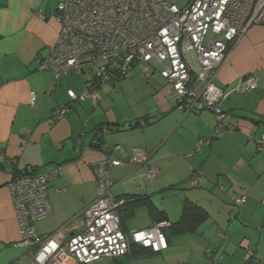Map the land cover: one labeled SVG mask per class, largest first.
I'll return each mask as SVG.
<instances>
[{
  "label": "crops",
  "instance_id": "1",
  "mask_svg": "<svg viewBox=\"0 0 264 264\" xmlns=\"http://www.w3.org/2000/svg\"><path fill=\"white\" fill-rule=\"evenodd\" d=\"M60 1L0 0V149L5 153L0 165V264L26 255V248L17 245L19 223L7 186L15 174L30 166L59 170L49 187L53 213L35 227L40 235L62 231L68 239L84 227L85 209L97 196L98 161L117 144L122 148L113 155L123 164L109 168L113 193L138 199L120 209L124 230L165 221L170 227L187 200L206 209L208 218L194 232L168 228L169 246L162 252L142 255V248L132 245L124 256L90 264H264V150L256 142L264 133V27L251 26L218 72V83L227 90L248 74L258 76L259 86L222 100L231 129L215 137V113L186 112L170 98L167 81L158 74L145 79L137 73L133 81L144 89L134 92L102 84L96 88L102 99L95 105L71 101L70 89L78 94L85 90L83 76L57 80L36 62L59 36ZM62 103L71 104L70 113L56 119L53 109ZM99 125L111 129L100 148L92 145ZM200 141V151L194 152ZM133 148L151 153L149 163L161 169L157 177H147L149 165L129 161ZM195 170L202 175L191 187ZM243 195L247 202L235 206V198Z\"/></svg>",
  "mask_w": 264,
  "mask_h": 264
},
{
  "label": "built area",
  "instance_id": "2",
  "mask_svg": "<svg viewBox=\"0 0 264 264\" xmlns=\"http://www.w3.org/2000/svg\"><path fill=\"white\" fill-rule=\"evenodd\" d=\"M56 17L60 23L57 41L47 56L38 58L39 68L50 71L56 79L92 65L89 73L96 78L95 83L104 84L138 66L145 79L159 73L177 105L187 111L214 110L220 122L226 117L220 108L222 100L232 92L246 93L259 85L258 76L248 74L227 90L217 77L249 28L264 27V0H61ZM90 89L80 96L72 89L68 94L96 103L99 95ZM35 101L31 92V104ZM68 112L69 108L60 104L53 117L61 119ZM256 142L257 149L264 150V133ZM201 144L194 152L200 151ZM121 148L117 145L115 150ZM150 158L146 149L134 148L129 161L135 166L149 165L147 177L155 178L161 169L150 164ZM4 161L5 153L0 149V164ZM122 164L112 153L98 161L94 170L97 196L85 209L84 227L68 239H63L62 231L40 235L35 227L37 221L53 213L49 187L59 170L29 167L15 175L7 186L19 223L17 245L26 248V255L11 264H90L104 257L124 256L132 245L154 253L166 250V221L134 231L123 229L120 208L125 199L114 195L115 183L109 176L111 166ZM201 175L196 170L189 185L196 187ZM247 200L246 195L239 196L234 204L242 206Z\"/></svg>",
  "mask_w": 264,
  "mask_h": 264
},
{
  "label": "trees",
  "instance_id": "3",
  "mask_svg": "<svg viewBox=\"0 0 264 264\" xmlns=\"http://www.w3.org/2000/svg\"><path fill=\"white\" fill-rule=\"evenodd\" d=\"M56 11H57V9H56ZM39 57H41V55L39 56ZM39 57H37V60H36V62H37V65H38V67H39V63H38V58ZM43 57V56H42ZM86 66H89V65H86ZM135 67H138V66H135ZM134 67V68H135ZM133 68V69H134ZM40 69V68H39ZM133 69H131L126 75H122V76H117L116 78H115V80H113V81H111V82H107V83H110V84H113V85H116V84H118L121 80H123V79H125L126 77H128L129 76V74L131 73V71L133 70ZM71 74H79V75H82L83 76V78H84V83H85V90H86V88H91L90 90H92V91H95L96 92V88L97 87H100L101 85H102V83H95L96 82V78H93L92 77V75L89 73V70H87V69H85V66L83 67V70L81 71V72H77V71H72L69 75H71ZM156 74H159V73H155L153 76H151L150 78H152V77H154ZM69 75H67V76H69ZM89 75V76H88ZM160 75V74H159ZM161 76V75H160ZM64 77H66V76H64ZM162 77V76H161ZM63 78V77H62ZM61 79V78H60ZM147 79H149V78H147ZM58 80V79H57ZM106 83V84H107ZM259 86V85H258ZM258 88V87H257ZM256 88V89H257ZM73 90V89H72ZM84 90V91H85ZM255 90V89H254ZM254 90H251V91H254ZM83 91V92H84ZM83 92L82 93H80V94H78V93H76L78 96H80L81 94H83ZM250 92V91H249ZM238 93H240V92H238ZM68 96H69V94H68ZM229 96V95H228ZM69 98L71 99V101H86V100H90V99H85V100H80V99H74V98H72V97H70L69 96ZM101 97L99 96V100L96 102V103H93L91 100V102L95 105V104H98L100 101H101ZM63 105H65V106H67L68 108H69V112L67 113V115L70 113V110H71V104H65V103H62ZM221 104V103H220ZM60 105V104H59ZM179 106V105H178ZM57 107V106H56ZM55 107V108H56ZM180 107V106H179ZM55 108L53 109V111L55 110ZM182 108V107H181ZM182 109H184L186 112H193V113H201V112H204V111H212V112H214L215 113V111L214 110H204V111H201V112H197V111H192V110H189V111H187L185 108H182ZM225 114H226V117L224 118V120L222 121V122H220L218 119H217V115H216V113H215V117H216V119H217V123H218V125H219V129H215V131H214V136L216 137V136H222L223 134H224V132L225 131H227L228 129H231V125H230V123H229V121L227 120V113L225 112V111H223ZM52 114H53V112H52ZM66 115V116H67ZM65 116V117H66ZM141 124H145V122L144 121H141ZM111 129L109 128V127H107V126H98V128L96 129V131H95V136H94V138H93V141H92V145L94 146V147H98V148H100V147H102V139H103V137L107 134V132H109ZM117 145H119V144H117ZM117 145H115L114 146V148L112 149V150H110V151H107L106 152V154H109V153H112L113 154V150H115V147L117 146ZM134 149V148H133ZM132 149V150H133ZM132 150H131V152H132ZM150 153V152H149ZM105 154V155H106ZM3 164V163H2ZM2 164H0V165H2ZM29 167H26V169L25 170H27ZM30 168H34V169H36V170H38L37 169V167H34V166H30ZM24 170V171H25ZM24 171H21V172H19V173H22V172H24ZM196 172V170L193 172V174ZM18 173H16L15 175H17ZM137 195H134V194H132V195H128L127 197H126V200H125V203H124V205H128V204H131V203H134V202H136L138 199H137V197H136ZM143 197V196H142ZM123 207V206H122ZM121 209V208H120ZM122 217V216H121ZM208 218V212L206 211V209H204L201 205H199V204H196V203H194V202H192V201H189V200H187V201H185V203H184V206H183V209H182V214H181V216H180V218H179V220H177L176 222H173L171 225H170V227H167V226H165L164 227V231H165V233L166 234H168V232H167V229L168 228H171L172 230H173V232H175V233H184V232H194V231H196V229H197V227L199 226V224L201 223V222H203V221H205L206 219ZM138 247H141V246H138ZM142 248V250L141 251H143L142 252V255L143 254H156V253H154V252H149V250H147V249H145V248H143V247H141ZM251 262H253V261H251Z\"/></svg>",
  "mask_w": 264,
  "mask_h": 264
},
{
  "label": "rangeland",
  "instance_id": "4",
  "mask_svg": "<svg viewBox=\"0 0 264 264\" xmlns=\"http://www.w3.org/2000/svg\"><path fill=\"white\" fill-rule=\"evenodd\" d=\"M194 64H195V66H197L198 65V63H197V61H194ZM94 66H92V65H89V66H85V69H87V70H91V68H93ZM137 73H139V67H135L132 71H131V74H130V76L127 78V82L125 83V85L124 86H122L123 84L120 82V83H118L115 87L116 88H125L126 90H129V92H134L136 89L137 90H142V89H144L143 87H141V86H139V84H138V82L137 81H133V79H135V78H139V76H138V74ZM157 75V74H156ZM159 75V74H158ZM89 76V75H88ZM158 76H155V78H157ZM105 85H107L106 83H104ZM113 87V86H112ZM115 87H113L114 89H116ZM259 226V224H257V227ZM251 231H253V234L254 233H258L257 232V228L256 227H252V230ZM253 234L250 236V235H248V240L250 241V240H252V237H253ZM242 236V238H243V236L244 235H241ZM259 235H257V237H258ZM257 241H259L258 239H257ZM253 248V247H252Z\"/></svg>",
  "mask_w": 264,
  "mask_h": 264
}]
</instances>
